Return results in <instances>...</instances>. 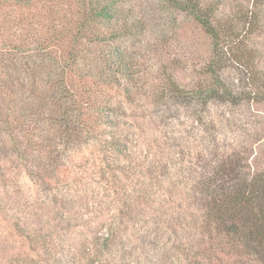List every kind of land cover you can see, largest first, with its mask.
<instances>
[{
	"label": "rangeland",
	"instance_id": "rangeland-1",
	"mask_svg": "<svg viewBox=\"0 0 264 264\" xmlns=\"http://www.w3.org/2000/svg\"><path fill=\"white\" fill-rule=\"evenodd\" d=\"M27 1L0 0V23L9 21L13 26L10 33H0V39L22 37L21 29L32 25L40 31L29 36L52 37L44 26L57 19L58 0L44 2V9ZM123 1V20L129 25L124 46L137 69L139 86L130 98L118 86L105 90L112 93L114 106L122 109L113 120L120 124L118 135L128 140L129 179L126 183V176L120 174V183L112 181L113 172L94 136L65 141L60 124L54 122L61 109L50 95L38 109L39 139L21 128H13L12 135L0 130V264H17L23 259L37 264H170L172 260L184 264L189 255L204 248L197 228L200 208L193 194L201 174L219 160L235 164L234 159L243 173L264 174V101L256 103L241 96L251 90L246 88L247 71L235 58H252L255 72L264 75V0H200L215 9V23L227 21L231 28L227 33L234 29L240 35L239 49L226 46L232 50H228L230 56H222L215 73L237 99L210 93L199 98L195 92L167 95L168 77L186 89L185 93L208 86L205 71L213 60L211 38L174 0ZM48 5L54 15L48 12ZM249 10L259 16V22L254 32L245 33L239 17ZM19 22L23 25L17 26ZM25 59L0 52V82L25 81L21 71L9 69ZM53 79L47 76L43 83L38 82L43 95L48 94L47 83ZM9 138L20 141L22 151L28 147L24 163H35L44 180L28 176ZM81 146L79 154L76 149ZM146 163L159 166L154 181L162 185L151 200L158 206L168 203L164 208L173 210L176 217L172 225L168 220L164 225L155 222L156 211L148 209L150 201L139 198L137 188L130 187V181L135 183L138 177L148 181ZM57 172H61L58 182ZM140 212L146 221H142L144 231ZM112 231L114 238L105 253L100 245ZM231 260L225 258L223 264H232Z\"/></svg>",
	"mask_w": 264,
	"mask_h": 264
},
{
	"label": "trees",
	"instance_id": "trees-1",
	"mask_svg": "<svg viewBox=\"0 0 264 264\" xmlns=\"http://www.w3.org/2000/svg\"><path fill=\"white\" fill-rule=\"evenodd\" d=\"M32 1H35V5L38 4L37 7L41 6L40 8L44 9L45 3L53 0ZM174 1L180 11L192 16L204 33L211 38L213 60L211 67L209 66L205 71V75L210 79L208 86L201 87L198 91L185 93L186 89L168 77L165 87L167 95L184 93L190 96L196 93V96L200 98L203 94L210 93L214 97L226 96L237 99L238 96L228 90L221 81L220 75L217 76L215 73L216 68L223 62L222 56H230L229 51L232 50L227 49L226 46L239 49L238 45L241 43L239 33H234V29L231 34L227 33L226 30L231 29L227 21L220 24L225 31L214 22L216 11L212 5L209 8L208 5L205 7L200 0ZM28 3H31V0H28ZM56 4L59 8L57 19H52L48 25L44 26L46 33L52 34V37L29 36L32 31H38L32 25L30 29H21L22 37L11 38L12 40L0 39L2 54L9 52L20 59L26 58L20 62L21 64L13 65V69L9 68L16 72L21 71L26 76L25 81L7 84L0 82V130L12 135L13 128H21L31 138L36 136L39 139L42 133L37 124L41 120H39L38 109L51 95L52 100L54 99L61 109L54 122L60 124L61 136H64L65 141L74 143L81 141L83 137L88 139L94 136L99 140L101 150L105 153L104 161L113 172L110 177L112 181L120 183L122 180L120 174H123L126 176L124 178L127 183L131 172V166L126 161L129 150L128 140L118 135L120 124H114L116 120H113L115 113L122 109L119 110L114 106L112 93L105 90L106 87L118 86L122 88L124 97L130 98L139 86L137 69L124 46L129 27L123 20L124 1L58 0ZM51 10V5H48V12L54 15ZM239 19L245 33L256 30L259 16L255 15L254 11L244 12ZM8 22L0 23L1 34L11 32L10 27L13 26ZM21 25H23L22 22H19L17 26ZM235 58H238L237 62L247 71L246 88L251 90V96L246 93L241 96H247V100L250 98L249 101L256 103L263 102L264 75L255 72L252 58L240 57V55ZM45 76L54 77V79L47 83L48 94L43 95L44 88L38 89L37 85H39L38 82H44ZM33 123H36L34 127ZM93 132L96 133L93 134ZM9 140L13 148L15 147L13 152H18L16 156L21 163L23 162L22 165L28 176L35 181L44 180L41 176L44 173L35 169V163L31 166L27 161L24 163L28 147L22 151L20 141L14 138ZM82 148V146L77 148L76 152L80 154ZM234 160H236L235 164L219 160L215 167L211 166L213 167L211 170L201 174L193 194L200 208L201 218L197 228L204 248L193 256L184 255L189 259V262L185 259L184 264L186 261L188 264H203V261H209L210 264H223L225 258L232 259V264H264V174L254 176L245 174L237 159ZM123 161L126 162L123 163ZM43 164H39L40 167ZM54 165L58 166L56 162ZM145 165L144 173L150 176L148 181L141 182L138 177L135 183L130 181V187L137 188L139 198L150 201L148 209L156 211L155 222L160 220L164 225L165 220H168L169 225H172L171 220L176 221V217L173 210L168 212L164 208L168 203L164 202L158 206L151 200L153 196H156L154 191L160 189L158 187L162 185L160 181H154V173L159 166L155 163ZM138 166V164L134 165V170ZM56 167L52 168L53 173L56 172ZM153 168L155 171L152 172ZM160 173L159 171L158 175ZM60 174L61 172H57V182L61 180ZM123 188H126V184ZM139 215L141 224L144 220L141 212ZM177 224L176 222L175 225ZM144 226H141L143 231L146 230ZM183 228V226L180 227L181 230ZM113 238V231L109 232L104 243L100 245L103 252H108V244ZM43 248L45 252L48 251L45 246ZM174 261L172 260L170 264L175 262L183 264V260ZM17 264L37 263L30 259H23ZM89 264H94V261ZM100 264L105 263L100 262Z\"/></svg>",
	"mask_w": 264,
	"mask_h": 264
}]
</instances>
